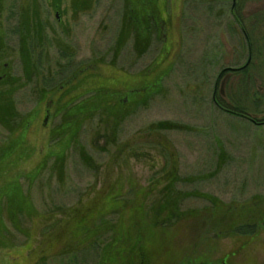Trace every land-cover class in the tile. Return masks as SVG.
Listing matches in <instances>:
<instances>
[{
	"label": "rangeland",
	"instance_id": "obj_1",
	"mask_svg": "<svg viewBox=\"0 0 264 264\" xmlns=\"http://www.w3.org/2000/svg\"><path fill=\"white\" fill-rule=\"evenodd\" d=\"M5 3L0 19V264H104L120 211L170 169L163 145L173 151L175 174L183 179L174 184L175 191L209 194L232 205L264 198V125L213 103L215 96L264 118V0H155L153 7L164 11L160 20L165 22L155 16L151 30L141 35L126 0H62L58 11L50 0ZM157 58V70L147 76ZM102 66L138 76L133 86L147 87L120 106L111 103L109 111L78 115L74 121L69 113L56 114L48 101L51 91L59 92L81 67ZM70 85L78 90L76 81ZM30 113L38 115L34 124ZM70 121L75 134L67 136V131L63 139V126ZM160 123L183 129L160 130ZM123 145L130 147L118 152ZM158 184L144 200L150 218L159 213L165 182ZM119 185L124 207L97 221L99 246L89 243L72 255H62L60 247L35 251L47 230L37 217L51 215L61 225L66 211ZM204 207L211 203L196 194L183 197L178 206L181 212ZM182 224L159 230L158 250L149 264H211L243 242L232 240L234 235L216 237L221 228L214 232L213 225ZM199 231L203 236L196 235ZM231 264H264V227L257 242Z\"/></svg>",
	"mask_w": 264,
	"mask_h": 264
},
{
	"label": "trees",
	"instance_id": "obj_2",
	"mask_svg": "<svg viewBox=\"0 0 264 264\" xmlns=\"http://www.w3.org/2000/svg\"><path fill=\"white\" fill-rule=\"evenodd\" d=\"M50 1L51 7L54 10L58 11L60 9L61 0ZM154 1L155 0H126L128 11L130 12L129 16L130 19L133 21V27L136 30V35H141L142 32H145L147 34L151 30V24L156 20L155 16H159V20L160 17L163 19L162 15L164 11L161 8L156 9V7H153L152 3ZM160 21L163 22L162 20ZM236 22H239L237 18ZM158 59L159 58L155 59L151 67L147 69V72H145L147 73V76L157 70ZM109 68L112 71H110ZM88 69L89 68L81 67V69H78L75 73H72L70 75V77L72 78L68 77L63 86H61V90L59 89V92H50L52 98L48 99V101L50 102V106L53 105L57 109L56 114L64 113V115H66L67 113H69V117L76 116L74 119H72L74 121L75 119H78V115L84 117L96 113L97 111H109L111 107H114L110 105L111 103L120 106L124 103L123 100L131 99L134 94L142 92L143 90H145V87H147L144 86V89L141 86L134 87L133 85L138 84V80L136 79L138 76L129 75L128 73L126 74L123 71L118 72L119 69L116 67L102 66L100 69L96 67H93L89 70ZM245 69L243 67L240 70L237 69L234 72L238 73L244 71ZM157 78H159V76H157ZM73 81H76L78 87L77 91L76 89H71L70 84ZM64 88L65 90L62 91ZM73 96L74 98H71ZM75 101L78 102L76 103ZM213 103L218 109L222 110L227 114L246 119L255 125H264V118L259 120L255 117H251L249 114L245 113L239 108L224 105L215 96L213 97ZM49 112L50 110L44 113L45 116L43 117H45V119L41 123L46 122V116L49 115ZM51 113H53V110H51ZM53 115L54 113L51 116ZM37 116L38 115H36V113H30V117L32 118L30 119V124H34L38 121ZM73 121H70L72 125L63 126V139L64 136H66L67 131V136L75 134V124ZM157 128H159L160 130L183 129L181 128V126L168 123H160L157 125ZM113 129L115 128L113 127ZM19 146L20 147H18V149L21 151L22 149L20 148L22 145ZM129 147L130 146L123 145L122 148L118 147L117 150L118 152L119 149L120 151L125 149L128 150ZM163 147L165 150L168 151L169 156L171 158L169 171H163L160 177H158L157 179H153L151 185H148V187L143 188L145 192L140 191L137 194L138 196L135 194V201L130 203L128 208H126L127 211H120L122 216L124 213L133 216L134 221L136 223L134 224V221H132L133 225L142 230L141 240L142 244L147 249L148 257H152L157 253L159 244V230L164 226L175 227L177 225L176 227L178 228L180 225H183L182 223H187V221L192 222L190 226L193 225V227L196 225H201L205 227L209 223H215L213 225L215 227H212L215 232V228L219 230V228L222 227L221 220L216 218L215 213L220 214L232 212H252L255 204L258 203V205H260L259 207H261V204H264V198H256V200L253 199L248 203L232 205L220 202V200L209 194L179 193L178 191H175L174 184L183 179L177 177L175 174L176 160H174L173 151L170 150V148H167L169 146L163 145ZM37 151V155H39V152H41V150L38 149ZM221 153H223V151ZM10 155L11 153H8L5 158L8 159ZM13 160H16V158H14ZM25 164L30 165V163H28L27 161ZM221 164L222 163H220L219 161L216 166L215 172H218L220 170L222 166ZM114 180L119 181L117 182V184H120L121 177H117ZM128 181L132 184L130 179H128ZM162 181L165 182V186L163 187V189H161L159 193V201H157L158 203L156 202L158 205L159 213L158 215L150 218L147 214V211L144 209V200L146 198L148 199V197L151 196V194L157 190V186L159 185L158 183H161ZM130 188H132V185H130ZM107 189L108 190L106 191L103 190L102 192H98L97 194L95 193L90 200H87L85 202V205L75 206L69 211H66L64 213L65 216L63 224L61 225H59L60 222L53 223L54 218L51 215L50 217H45L44 215L37 217V220H39L41 225L45 226V230H47L44 234H42V237L38 243L39 245L35 251H38L40 247H43L41 249L42 251L48 250L52 252L53 250H57V248L60 247L61 249L59 251L62 250V255H72L78 253V251H80L81 249H84V246L89 243H92L91 246H99L101 242L100 231L102 229L96 227L97 221L101 220L103 216L110 214L111 210L114 211L116 209L124 207V203L119 200L122 197V194L120 193V191H122V185L115 186V188L108 186ZM192 194H196L197 196L209 201L211 203V207L203 208L200 210H189L187 212H181L178 208L179 201L183 197L191 196ZM184 217H187L186 219L189 220H184ZM118 222V229L113 228V232L110 233L113 236L108 239L106 244H110L111 239L113 241V239H118L122 236V232H119V234L115 233H117L123 227L125 221L122 220V217L120 216ZM239 222L240 221H237V223L231 225L232 228L236 229L239 227H243L246 223V219L241 221L242 223H244L243 225H240L241 223L238 224ZM262 222H264V216L258 215L256 221H254V219L249 220L247 226L257 225L259 228L262 227ZM46 233L47 235H45ZM199 233L201 236H203L204 232L199 231L196 235H198ZM218 233L219 234L217 236L216 234L214 235L219 238L222 235L220 234V232ZM233 235L235 236L237 234ZM25 247L26 249L31 248V242L30 244H26ZM27 251H29V249ZM105 259L107 261L108 257L106 256ZM147 264L149 263L147 262Z\"/></svg>",
	"mask_w": 264,
	"mask_h": 264
},
{
	"label": "flooded vegetation",
	"instance_id": "obj_3",
	"mask_svg": "<svg viewBox=\"0 0 264 264\" xmlns=\"http://www.w3.org/2000/svg\"><path fill=\"white\" fill-rule=\"evenodd\" d=\"M8 0H0V19L3 13V7L6 6ZM62 5V0H61ZM60 5V7H61ZM13 10H15L14 5L11 6ZM11 10V11H13ZM57 17V13H56ZM1 23V22H0ZM6 64L3 65V68H6ZM2 76L0 80H2ZM260 205L255 204L253 211L248 212H232V213H215L216 218L221 220L222 227L220 230L221 237H227L233 234H237L232 238V240L240 241L243 240L242 243L238 244V249L231 251L229 253L224 254L218 259L210 260L211 264H231L234 261L236 255L243 249L251 246L252 244L257 242L260 232L264 227V222L261 223L262 227L256 226H247L249 220L256 221L258 215L264 216V204ZM207 208V207H204ZM122 216V215H121ZM212 216V214H211ZM246 219V223L243 227H239L233 229L231 225L237 223L243 225L242 220ZM122 220L125 221L123 227L115 234H119L122 232V236L118 239H113L111 247L107 250V261L104 264H147L149 263L150 258L147 256V249L142 244V230L133 225L134 217L129 214H123ZM245 222V221H244ZM134 224L135 221H134ZM215 224V223H214ZM213 223H209L208 225H214ZM237 226V225H235ZM129 229V230H128ZM233 233V234H232ZM246 237V239H244ZM239 238V239H238ZM236 246V245H235ZM147 258V259H146Z\"/></svg>",
	"mask_w": 264,
	"mask_h": 264
}]
</instances>
